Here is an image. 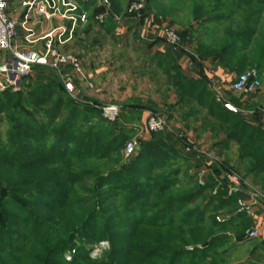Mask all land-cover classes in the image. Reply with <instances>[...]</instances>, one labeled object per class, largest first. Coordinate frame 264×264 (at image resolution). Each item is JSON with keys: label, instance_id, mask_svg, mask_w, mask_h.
I'll return each mask as SVG.
<instances>
[{"label": "trees", "instance_id": "trees-1", "mask_svg": "<svg viewBox=\"0 0 264 264\" xmlns=\"http://www.w3.org/2000/svg\"><path fill=\"white\" fill-rule=\"evenodd\" d=\"M111 1L121 15L120 0ZM81 5L90 12L88 31L116 29L114 15L99 25L94 17L102 8ZM142 12L185 28L177 31L180 46L149 58L175 94L173 107L212 134L219 154L237 145L234 173L264 194L258 106L241 109L233 98L227 101L247 115L231 112L205 77L190 76L180 62L189 56L200 70L206 61L228 73L256 69L262 80L264 0H145ZM35 74L20 90L0 92V264H227L233 246L226 247L232 238L223 229L238 222L251 228V218L236 213L240 198L229 196L218 162L200 185L199 160L185 155L171 132L140 137L137 153L125 158L138 128L121 121L158 110L129 102L108 123L97 102L71 98L57 72L40 67ZM104 241L109 249L93 258Z\"/></svg>", "mask_w": 264, "mask_h": 264}, {"label": "built area", "instance_id": "built-area-1", "mask_svg": "<svg viewBox=\"0 0 264 264\" xmlns=\"http://www.w3.org/2000/svg\"><path fill=\"white\" fill-rule=\"evenodd\" d=\"M11 1L0 0V92H5L8 89L20 90L23 80L33 74L34 67L41 66L57 72L60 81L71 98L81 102L84 101L85 95H90L88 92L94 90L96 86L90 82L89 76L85 73L80 56L63 50L61 46L68 39H72L76 28L89 23L90 12L83 10L81 4L95 5L96 8H102V11L94 17L95 21L102 23L110 14L111 0H25L22 2V6L27 9V16L35 13L36 16L46 20L59 19L62 22L38 39L32 38V31L26 27V23L23 24L24 30L29 33L24 39L25 42L28 44L41 42L42 46L39 50H29L25 46L17 44L18 23L8 12ZM144 7L143 3H137L130 8V13L135 12L140 15ZM160 30L166 46L173 48L180 46L181 38L173 28L163 27ZM187 67L190 70L192 66L188 64ZM76 81L86 82L87 85L81 88ZM262 85L259 72L256 69H250L242 74L235 75L229 86L230 91L235 94L249 96L257 94ZM100 109L102 118L108 123H115L121 114V105L118 103L103 104ZM262 113L264 115V109ZM145 129L150 134L171 132L176 139L181 138L180 131L178 133V131L172 130L171 122L161 114L149 112ZM181 150L187 155L195 156L197 160L205 158L210 164L218 162L215 154L208 152L200 144H185ZM124 152L127 157L136 154V144L132 141L128 142ZM200 171V176H203L205 170L200 169ZM225 179L229 186L230 196L237 194L241 189H245L251 194L255 203L249 204L239 199L236 213L245 214L253 219L255 217V205L264 200V194L254 188L248 179H244L234 172L227 174ZM199 183L202 186L206 184L203 177L199 179ZM216 193L217 190H214L213 194ZM217 220L223 222L224 217H217ZM262 236L263 231L258 226L251 227L246 232L247 239H256Z\"/></svg>", "mask_w": 264, "mask_h": 264}, {"label": "crops", "instance_id": "crops-1", "mask_svg": "<svg viewBox=\"0 0 264 264\" xmlns=\"http://www.w3.org/2000/svg\"><path fill=\"white\" fill-rule=\"evenodd\" d=\"M25 0H12L8 12L10 16L16 20L18 23V38L16 40L17 44L25 46L29 50H39L41 48V42L35 44H28L25 42V37L28 36V32L24 30L23 24L26 23V27L32 31V38L38 39L43 36V34L53 30L62 22L59 19L46 20L42 17L36 16L35 13L27 16V9L22 6V2ZM147 16V15H146ZM151 17V16H149ZM149 17H137L136 15L126 18L122 23H117L115 30H98L97 26L88 31V25H80L73 33L72 39H68L67 42L61 46L63 50L79 54L82 62L83 69L89 79L93 81L96 88L91 91L90 95H85L87 101H95L98 104H108V103H118L125 106L126 103H133L132 100L138 97L132 94V90L128 89L127 93L120 95L118 91L119 85V75L116 72L119 71L116 64H108L109 53L108 42L117 44L121 51L135 49L136 52L143 55L142 57H148V59L157 52H164L166 45L164 43L161 30H157L155 25ZM91 22V21H90ZM132 31L131 37H128L129 33ZM135 37V38H134ZM128 38H131L133 43L132 48L128 45ZM126 40V41H125ZM108 60V61H107ZM147 61V58L144 61ZM107 61V63H106ZM148 62V61H147ZM181 66L185 68V72L192 74L194 76H205L208 80H213L215 87L220 91L230 90V83L232 78L235 76L234 73L229 74L226 71L219 70L211 62H203L202 69H197V67L192 64L191 69L188 71L187 64H190L184 57L181 59ZM149 65V64H148ZM147 65V66H148ZM146 68V67H145ZM33 73L32 75H34ZM84 86V84L79 83V86ZM222 95V93H220ZM223 96V95H222ZM254 98V103L257 104L260 110L259 118L264 125V115L262 110L264 109V90ZM147 112L142 114H136L135 116L128 117L125 122L123 120L121 123L129 127H137L140 137L144 140H149L151 134L145 129V122L147 119ZM121 124V125H122ZM199 163H207L204 160L198 159ZM197 162V161H196ZM198 163V162H197ZM202 166V165H201ZM238 198L244 200L245 202L252 204L255 200L251 197V194L245 189L239 190L236 194ZM251 227L258 226L263 231V236L258 238L264 242V202L259 201L255 205V217L249 220ZM264 255V248H263Z\"/></svg>", "mask_w": 264, "mask_h": 264}, {"label": "rangeland", "instance_id": "rangeland-1", "mask_svg": "<svg viewBox=\"0 0 264 264\" xmlns=\"http://www.w3.org/2000/svg\"><path fill=\"white\" fill-rule=\"evenodd\" d=\"M137 3H143L145 5V0H120V4H121V8H122L121 12L123 11V13L121 15L115 14L113 11V6H112L109 16L111 17L114 15V19L118 24H119V22L122 23L126 18H129L130 16H134V15H136L137 17L145 16V14H143V12H141L140 15L135 13V12H133L134 14L130 13L131 12L130 8L133 7ZM111 4H112V1H111ZM93 7H96V6L93 5ZM109 16H107L102 23H99L97 21L96 22L99 25H102L105 23L107 18H109ZM147 16L148 17L151 16V17H149V19L151 20V22L154 23L155 28L157 30H160V28H163V27H171L176 32L177 31L181 32L185 29V28L178 27L174 22H171L167 18L155 16L154 13L147 14ZM147 16H145V17H147ZM181 17L183 18V15ZM86 25H88V24H86ZM86 25H83V26H86ZM194 25L196 26V24H194ZM97 29L102 30L100 27H98ZM131 34H132V31L129 33L128 37H131ZM128 39H129L128 45L130 46V48H132L133 43L131 42V38H128ZM197 39H198V37H196V41H197ZM108 46H111V48L108 49V52L111 53V54H109V59H108L109 61L107 60L108 64H111V65H112V63L116 64L115 66L117 68H119V71L116 73H117V75H119L118 91H119L121 96L126 94L127 90L130 89V90H132V94L137 96V98L140 96L138 98V101H136L137 99H134V100H132L133 102H138V103H141V104L146 105V106H150V107L158 110L159 111L158 114L163 115L169 122H171L172 130H174L175 132L178 131V133L180 131V135H181V138H179L180 140L175 138L176 141L178 142L177 145L180 149L184 148L185 144L193 143V144L202 145L204 147V149L207 150L208 152H213L218 159V164L224 168L223 172L220 173V175H219L221 178L223 176H226L227 174H229L231 172H235V171H233V167L235 168V161L237 158V152H238V146L237 145H233L231 147V150L228 153L219 154L218 147L216 146L217 141L213 138L212 134L210 132L201 131V129L198 127L199 126L198 124L188 123V122L184 121L182 118V113L180 112V110L173 107L176 103L175 94H174L172 89H170L169 87H165V85H164L165 79H164L163 75L160 74V75L155 76V74L153 73L154 68L153 67L149 68L150 61H149L148 57H142L143 55L136 52L135 49H133V51L131 49L129 51V53H128V50H126V51L122 50L121 51V48H119L117 44L115 45L112 42H108ZM186 48H187V51H189V52H191L193 50V47L189 46V45ZM146 58H147L148 62L146 60L144 61V59H146ZM184 58L187 59L190 64L192 63L191 58L189 56H184ZM107 61H106V63H107ZM82 64H83V62H82ZM192 64H191V66H192ZM184 66H188V64L184 65ZM193 66H194V64H193ZM40 67L41 66H35L33 69L34 73H35V70L37 68H40ZM41 68H44V67H41ZM182 68H183V66H182ZM183 70H185V68ZM186 70L189 71L188 67ZM186 73H188V72H186ZM229 74H231V73H229ZM234 74L237 75L238 73H234ZM191 75L192 74H190V76ZM28 77L34 78V77H36V74L30 75ZM193 77L198 78L197 76H194V75H193ZM203 77H205V76H203ZM154 78H156V79H154ZM206 80H207L209 89L212 90L217 96H221V97L224 96L226 100H231L233 98H240L239 99L240 101L236 102L235 104H236V106H238L241 109L242 108L248 109L249 107H257V104L254 103L253 99L257 98L258 97L257 95L260 94L261 91L264 90V77H262V84L263 85H262L261 90L257 94L249 95V96H240V95H237L230 90L220 91V90H218L217 87H215V84H213V81L208 80L207 78H206ZM81 82L76 81L78 86H79V83H81ZM90 82L95 84L91 80H90ZM82 84H84L83 88L87 85L86 82H82ZM79 87L82 88L81 85ZM88 93L91 94L90 92H88ZM220 93H222L223 96ZM86 102L93 103L95 105L94 101H86ZM99 106H101V104H99ZM241 111H243V110H241ZM140 135L141 134H139V132L135 131L134 133H132L130 138L127 140V143L132 141L136 144L137 151L139 150ZM183 153H184V151H183ZM123 154L125 155V152H123ZM125 158H128V157L125 155ZM192 159L194 161L197 160L195 156H192ZM201 160H204L207 163H203V164L201 163L200 164V165H202L201 169H204L205 173L203 174V176L199 175L198 180L201 179V177L206 178V176L208 174L212 173V171H213V168L211 169V167L213 166L212 165L213 163L210 164L209 161H206L205 158H201ZM194 172H195L194 169H192L190 171V174H193ZM224 172H225V174L223 175ZM248 180H250V179H248ZM250 182H251V180H250ZM228 192H229V190H228ZM209 194L213 195V192L210 191ZM249 229H250L249 226L247 227L246 224L244 225L241 222H238L235 225L231 226L230 229H226V228L223 229V231H225V232L228 230V235L231 236V238H232L231 244H228L226 247H229V246L232 247L233 246L231 256H229L228 259L226 260L227 264H235V263L243 262V261L251 259V258H254L255 264H264V255L262 253L263 248H264V242L258 238L247 239L246 238V232ZM238 233H241L244 235V238L241 241H238L236 239ZM109 247H110V245L107 241L100 242V243L95 245L91 256L93 258L100 257L104 254V252L106 250L109 249ZM188 249L191 250L192 248L189 247ZM255 251H256V255H253V252H255Z\"/></svg>", "mask_w": 264, "mask_h": 264}, {"label": "water", "instance_id": "water-1", "mask_svg": "<svg viewBox=\"0 0 264 264\" xmlns=\"http://www.w3.org/2000/svg\"><path fill=\"white\" fill-rule=\"evenodd\" d=\"M219 103L225 107L226 109L230 110L231 112L238 114V115H246L247 113L235 108L229 101L225 100L223 97H218Z\"/></svg>", "mask_w": 264, "mask_h": 264}]
</instances>
